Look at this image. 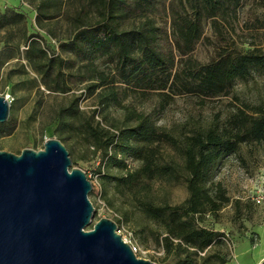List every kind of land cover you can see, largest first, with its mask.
<instances>
[{"label": "trees", "instance_id": "16d2710c", "mask_svg": "<svg viewBox=\"0 0 264 264\" xmlns=\"http://www.w3.org/2000/svg\"><path fill=\"white\" fill-rule=\"evenodd\" d=\"M25 1L33 5L40 27L44 21L61 16L68 3ZM239 1L193 0L189 14L174 12L170 24L173 40L163 50L158 43L159 28L146 17L157 11V0H78L70 17L72 34L59 43V53H50L45 40L38 35L29 36L25 45L26 67L40 78L47 92L64 94L77 83H85V96H93L98 107L93 113L101 114L110 106L123 111L121 127L85 126L95 151L109 149L107 162L119 158L117 166L125 171L116 178L119 184L132 185L139 178L148 183L175 178L179 167L184 170L188 196L182 204L155 205L148 198H141L135 205L158 224L157 240L167 235L163 238L167 253L203 252L219 236L218 232L197 226L199 217L216 216L230 203L222 185L211 182L213 173L222 158L239 157L242 145L264 143V102L243 103L223 123L180 137L157 126L151 115L123 102L128 97H154L162 110L176 97L193 96L202 105L230 95L236 80L244 81L251 72L264 69V51L258 48L245 52L221 49L204 64L191 55L203 33L202 21L210 20L216 28L218 20L227 22L228 16H235ZM256 1L264 7V0ZM0 18L8 19L6 14H0ZM11 18L14 24L23 21L19 14H12ZM141 19L145 22L140 27L120 28L125 21ZM77 102L74 98L64 109L65 119L79 114ZM163 145L181 157V165L165 161ZM124 157L138 161L139 166L128 170ZM174 240L179 243L174 244ZM226 262L221 260L219 264Z\"/></svg>", "mask_w": 264, "mask_h": 264}, {"label": "rangeland", "instance_id": "374dc122", "mask_svg": "<svg viewBox=\"0 0 264 264\" xmlns=\"http://www.w3.org/2000/svg\"><path fill=\"white\" fill-rule=\"evenodd\" d=\"M192 3L193 0H157V11L146 14L147 20L159 28L161 49H167L173 40L172 14L183 11L189 14ZM77 6L78 0H68L61 16L44 21L40 27L33 5L25 0H0V14L8 18H0V96L12 99L8 118L0 124V151L19 155L23 149H42L48 139L59 140L71 160L69 169L82 170L92 185L88 199L94 211L85 229H91L101 218L113 221L121 239L136 247L138 258L154 264H219L232 257L238 264L255 263L254 260L264 253V143L242 145L239 157L231 155L218 162L211 182L222 185L230 203L216 216L206 214L197 221L198 227L220 233L212 244L203 252L167 253L163 242L167 235L157 240L158 224L135 205L141 198H148L155 205L182 204L188 196L184 170L179 167L175 178L150 183L139 178L132 185L119 184L116 178L125 173L117 166L119 158L107 162L109 149L95 151L91 139L86 136L85 126L91 124L108 129L114 124L121 127L123 111L110 106L101 114L93 113L98 107L93 96H85V83H77L64 94L49 93L41 85L40 78L26 67L24 54L28 37H42L50 53H59V43L72 34L70 17ZM12 14L22 15L23 21L14 24ZM226 19L227 22L218 20L216 28L210 20L202 21V36L191 53L199 63L214 59L221 49L245 52L258 48L264 51V7L256 0H240L235 16ZM144 22V19L125 21L120 28L140 27ZM74 98L78 99L79 114L65 119L63 111ZM263 102L264 69H260L251 72L244 81L236 80L230 95L213 98L202 105L193 96L176 97L162 110L154 97L148 100L128 97L123 104L151 115L157 126L180 137L223 123L243 103ZM161 149L165 161L182 164L181 157L171 148L163 145ZM124 163L128 170L139 166V162L130 157H124ZM256 196H262L259 203L254 201Z\"/></svg>", "mask_w": 264, "mask_h": 264}, {"label": "water", "instance_id": "95a60500", "mask_svg": "<svg viewBox=\"0 0 264 264\" xmlns=\"http://www.w3.org/2000/svg\"><path fill=\"white\" fill-rule=\"evenodd\" d=\"M9 103L0 96V124ZM57 139L19 155L0 151V264H154L138 258L106 218L91 229L92 189Z\"/></svg>", "mask_w": 264, "mask_h": 264}, {"label": "crops", "instance_id": "0c3cea01", "mask_svg": "<svg viewBox=\"0 0 264 264\" xmlns=\"http://www.w3.org/2000/svg\"><path fill=\"white\" fill-rule=\"evenodd\" d=\"M263 260H264V253H262L258 258H256V260H254L255 263H253V264H260ZM225 264H238V262H236V260H234L232 257Z\"/></svg>", "mask_w": 264, "mask_h": 264}, {"label": "built area", "instance_id": "2783aa9c", "mask_svg": "<svg viewBox=\"0 0 264 264\" xmlns=\"http://www.w3.org/2000/svg\"><path fill=\"white\" fill-rule=\"evenodd\" d=\"M5 99L8 101V103H10V102L12 101V99L9 98V97H5ZM262 179H263V181H264V177H262ZM261 199H262V196H256V197L254 198V201H255L256 203H259ZM130 247H131L133 253H136V247H135L134 245H131V244H130Z\"/></svg>", "mask_w": 264, "mask_h": 264}, {"label": "bare ground", "instance_id": "6f19581e", "mask_svg": "<svg viewBox=\"0 0 264 264\" xmlns=\"http://www.w3.org/2000/svg\"><path fill=\"white\" fill-rule=\"evenodd\" d=\"M259 261V260H258Z\"/></svg>", "mask_w": 264, "mask_h": 264}]
</instances>
